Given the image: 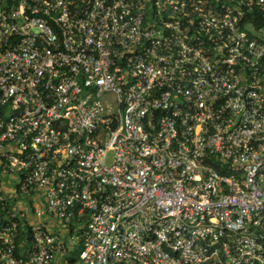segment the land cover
Listing matches in <instances>:
<instances>
[{
  "label": "built area",
  "instance_id": "2783aa9c",
  "mask_svg": "<svg viewBox=\"0 0 264 264\" xmlns=\"http://www.w3.org/2000/svg\"><path fill=\"white\" fill-rule=\"evenodd\" d=\"M73 250L264 264V0H0V264Z\"/></svg>",
  "mask_w": 264,
  "mask_h": 264
},
{
  "label": "crops",
  "instance_id": "0c3cea01",
  "mask_svg": "<svg viewBox=\"0 0 264 264\" xmlns=\"http://www.w3.org/2000/svg\"><path fill=\"white\" fill-rule=\"evenodd\" d=\"M49 223H50V229H51V231L53 232V233H55V234H60L61 236H64L65 237V233H66V231H65V229L58 223V222H56V221H54V220H52V219H49ZM56 257H59V258H61V260L59 261V260H56L55 261V259H54V261H53V264L56 262V263H58V261L60 262V264H62V262H63V259L64 258H62V257H60V256H56ZM69 261V260H68ZM70 262V261H69Z\"/></svg>",
  "mask_w": 264,
  "mask_h": 264
},
{
  "label": "rangeland",
  "instance_id": "374dc122",
  "mask_svg": "<svg viewBox=\"0 0 264 264\" xmlns=\"http://www.w3.org/2000/svg\"><path fill=\"white\" fill-rule=\"evenodd\" d=\"M111 158H112V156H111V154L110 153H108L107 154V156H106V163H110L111 162ZM33 204V203H32ZM39 204H41V202H35L34 203V205H37L38 207H40V205ZM67 260H69V261H72V260H75L76 258H77V250L76 251H71L66 257H65ZM56 260H61V258H59V257H55V261ZM58 261V263H54V264H60V262Z\"/></svg>",
  "mask_w": 264,
  "mask_h": 264
},
{
  "label": "trees",
  "instance_id": "16d2710c",
  "mask_svg": "<svg viewBox=\"0 0 264 264\" xmlns=\"http://www.w3.org/2000/svg\"><path fill=\"white\" fill-rule=\"evenodd\" d=\"M69 264H73V260L69 262Z\"/></svg>",
  "mask_w": 264,
  "mask_h": 264
}]
</instances>
